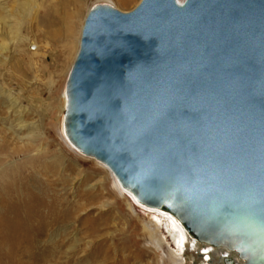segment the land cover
Returning <instances> with one entry per match:
<instances>
[{"label": "water", "instance_id": "95a60500", "mask_svg": "<svg viewBox=\"0 0 264 264\" xmlns=\"http://www.w3.org/2000/svg\"><path fill=\"white\" fill-rule=\"evenodd\" d=\"M63 135L201 246L264 264V0L94 6Z\"/></svg>", "mask_w": 264, "mask_h": 264}, {"label": "rangeland", "instance_id": "374dc122", "mask_svg": "<svg viewBox=\"0 0 264 264\" xmlns=\"http://www.w3.org/2000/svg\"><path fill=\"white\" fill-rule=\"evenodd\" d=\"M55 1L0 0V218L13 199L27 194L35 196L32 205L58 202L68 213L39 238L35 264H173L171 252L180 249L164 221L62 133L65 84L87 14L103 4L127 13L141 0H80L77 32L68 39L50 38L38 24ZM3 141L9 143L4 149ZM183 255V264H204L193 252ZM22 263L33 262L25 256Z\"/></svg>", "mask_w": 264, "mask_h": 264}, {"label": "bare ground", "instance_id": "6f19581e", "mask_svg": "<svg viewBox=\"0 0 264 264\" xmlns=\"http://www.w3.org/2000/svg\"><path fill=\"white\" fill-rule=\"evenodd\" d=\"M79 17L80 0H57L48 10L38 16V24L45 28L48 37L59 38L65 35L68 39L73 38L77 32ZM8 144L3 141L1 148L8 147ZM12 193L16 195L18 191L12 187ZM34 198L35 196L30 194H27L23 199L15 198L1 213L0 232L5 231L0 246V249L3 248L5 251L2 253L4 262L0 261L2 264H23L22 259L25 256H28L32 260V264H35L34 249L39 238L52 234L57 224L65 222L69 218L68 213L58 206V202H50L48 205L43 203L44 207L40 208V206L32 205ZM131 198L133 199L132 196ZM145 210L155 215L158 223L164 221V224L167 225L166 230L172 233L174 245L176 244L175 247L180 249H174L171 252L173 264H183L184 252H193L202 256L204 264H224L223 260L225 263L241 264L232 253L209 246H201L190 239L177 221L167 213L148 208ZM51 228H53L52 231H50Z\"/></svg>", "mask_w": 264, "mask_h": 264}, {"label": "flooded vegetation", "instance_id": "af4514ba", "mask_svg": "<svg viewBox=\"0 0 264 264\" xmlns=\"http://www.w3.org/2000/svg\"><path fill=\"white\" fill-rule=\"evenodd\" d=\"M222 258H223V257H222ZM223 263H224V264H230V262L225 263L224 260H223Z\"/></svg>", "mask_w": 264, "mask_h": 264}]
</instances>
